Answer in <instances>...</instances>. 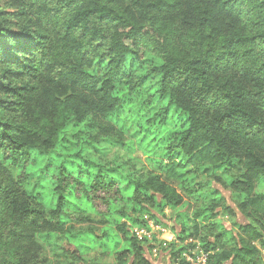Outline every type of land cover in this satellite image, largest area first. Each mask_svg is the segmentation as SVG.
<instances>
[{
    "label": "trees",
    "instance_id": "16d2710c",
    "mask_svg": "<svg viewBox=\"0 0 264 264\" xmlns=\"http://www.w3.org/2000/svg\"><path fill=\"white\" fill-rule=\"evenodd\" d=\"M260 185L264 0H0V264H264Z\"/></svg>",
    "mask_w": 264,
    "mask_h": 264
},
{
    "label": "rangeland",
    "instance_id": "374dc122",
    "mask_svg": "<svg viewBox=\"0 0 264 264\" xmlns=\"http://www.w3.org/2000/svg\"><path fill=\"white\" fill-rule=\"evenodd\" d=\"M121 153L124 154L125 151L121 150ZM113 155H114V149L110 153L111 158L113 157ZM134 156L136 158H140L141 164L144 165V168L150 169L151 164L148 162L146 156L142 152L139 151ZM200 178L207 180V179H211V176L209 175V173L208 174H202V175H200ZM214 188L222 193V195L225 197L226 204L231 209H233L235 211V216L233 218H230L228 215H221L220 216L221 222L228 228V230L232 229L233 232L237 233L238 227L235 226L233 223L234 222H236L237 224L247 223L248 222L247 217L242 212L239 211V209L237 207L238 206V200L235 198V196L233 195L232 191L229 188H227L226 186L222 185L221 183H217V182L214 183ZM263 189H264V186L260 185V186H257V188H255V191H262ZM95 207L98 211H105V209H106L105 205L100 200H97L95 202ZM92 213H94V212H92ZM92 216H95L96 218L99 219L98 214H96V215L92 214ZM145 218L148 219V223H151V222H153L154 224L157 223L154 219L150 218L149 215H146ZM175 218H176L175 214L171 213V210H169L168 212H166V218L164 220H162L164 222L163 226L168 227L169 230L174 231V227L171 224L173 222H175L174 221ZM135 228L138 229V228H146V227H134L133 228L134 232H135V230H134ZM175 228H179V230H181V227L179 224H177L175 226ZM157 235H158V232L156 230H154L153 236L157 237ZM39 239L43 243L45 250L49 254H51L52 248L54 246L53 238H47L46 236H40ZM158 249L161 250L162 248H158ZM99 250H101V249H99ZM87 252H88L87 256H89L90 258H92L94 260L97 259L100 264H106V263L113 261L112 257H110L108 255L104 256L101 251H98L95 249H89ZM160 252L161 251H157V249H154L151 253H149V255L152 257L153 260H157V258H158L157 256L160 254ZM165 252L166 251H162L161 253H165ZM262 254H263L262 257L264 259V251H262ZM225 264H231V262L229 261Z\"/></svg>",
    "mask_w": 264,
    "mask_h": 264
},
{
    "label": "built area",
    "instance_id": "2783aa9c",
    "mask_svg": "<svg viewBox=\"0 0 264 264\" xmlns=\"http://www.w3.org/2000/svg\"><path fill=\"white\" fill-rule=\"evenodd\" d=\"M148 224L149 228H135V234L140 238L147 237L151 239L153 237L154 230H156L158 232L157 237L160 239L167 241L177 240V234L175 233L171 234V238L168 237V234H170L168 227L157 223L154 224L153 222ZM190 241H192V239L187 240L186 243ZM209 254L210 252L205 251L199 244H197L194 247H188L185 249L181 255V258H184L190 264H209Z\"/></svg>",
    "mask_w": 264,
    "mask_h": 264
},
{
    "label": "crops",
    "instance_id": "0c3cea01",
    "mask_svg": "<svg viewBox=\"0 0 264 264\" xmlns=\"http://www.w3.org/2000/svg\"><path fill=\"white\" fill-rule=\"evenodd\" d=\"M169 210L170 209H167L166 212H168ZM171 225H175V222H173ZM176 231L179 232L180 231L179 228H175L174 231L170 230V234H168V237L171 238V234H174V233L177 234ZM157 257H158L157 260L152 259L153 264H172L169 252L160 253Z\"/></svg>",
    "mask_w": 264,
    "mask_h": 264
}]
</instances>
